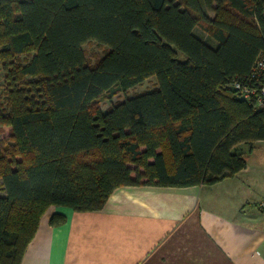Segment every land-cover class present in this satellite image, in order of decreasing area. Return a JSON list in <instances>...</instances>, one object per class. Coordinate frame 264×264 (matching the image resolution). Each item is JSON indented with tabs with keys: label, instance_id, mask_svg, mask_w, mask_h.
<instances>
[{
	"label": "trees",
	"instance_id": "16d2710c",
	"mask_svg": "<svg viewBox=\"0 0 264 264\" xmlns=\"http://www.w3.org/2000/svg\"><path fill=\"white\" fill-rule=\"evenodd\" d=\"M91 39L109 47L95 64ZM261 53L264 0H0V264L21 263L52 206L97 210L120 186L245 168L237 146L264 140V108L226 85ZM151 76L157 88L102 109Z\"/></svg>",
	"mask_w": 264,
	"mask_h": 264
},
{
	"label": "crops",
	"instance_id": "0c3cea01",
	"mask_svg": "<svg viewBox=\"0 0 264 264\" xmlns=\"http://www.w3.org/2000/svg\"><path fill=\"white\" fill-rule=\"evenodd\" d=\"M262 142L239 144L247 166L214 184L124 185L97 210L52 206L20 264H264V160L244 150Z\"/></svg>",
	"mask_w": 264,
	"mask_h": 264
},
{
	"label": "rangeland",
	"instance_id": "374dc122",
	"mask_svg": "<svg viewBox=\"0 0 264 264\" xmlns=\"http://www.w3.org/2000/svg\"><path fill=\"white\" fill-rule=\"evenodd\" d=\"M209 16L213 18L215 16L214 11L208 10L207 11ZM196 34L200 36L202 39L206 40L209 44L215 45L216 40L211 37V35L203 28V26H197ZM83 49L85 50L86 58L89 63L95 64L100 58L104 56L107 52L109 47L99 43L97 40L91 39L83 45ZM179 57L181 59H186L184 53L179 52ZM0 80H2V72L0 70ZM158 87V80L156 76H151L150 78L146 79L145 81L138 83L137 85L129 88L126 92H120L117 95L113 96L112 98H105L101 102V107L104 111L111 108L114 104L124 100L126 95H135L141 94L147 91L154 90ZM5 125L0 124V128H3ZM9 128L5 127L4 131H0V142L1 139L8 136ZM244 150L249 156V158L253 161L255 159L264 160V142L259 143L254 146L252 152H249L250 145L244 146Z\"/></svg>",
	"mask_w": 264,
	"mask_h": 264
},
{
	"label": "built area",
	"instance_id": "2783aa9c",
	"mask_svg": "<svg viewBox=\"0 0 264 264\" xmlns=\"http://www.w3.org/2000/svg\"><path fill=\"white\" fill-rule=\"evenodd\" d=\"M226 86L238 91L256 110L264 108V53L257 57L248 75L236 76Z\"/></svg>",
	"mask_w": 264,
	"mask_h": 264
}]
</instances>
